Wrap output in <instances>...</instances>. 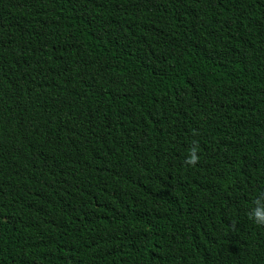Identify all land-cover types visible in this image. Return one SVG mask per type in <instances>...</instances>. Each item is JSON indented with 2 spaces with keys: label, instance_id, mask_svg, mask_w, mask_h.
<instances>
[{
  "label": "trees",
  "instance_id": "16d2710c",
  "mask_svg": "<svg viewBox=\"0 0 264 264\" xmlns=\"http://www.w3.org/2000/svg\"><path fill=\"white\" fill-rule=\"evenodd\" d=\"M261 193L264 0H0V264H264Z\"/></svg>",
  "mask_w": 264,
  "mask_h": 264
},
{
  "label": "clouds",
  "instance_id": "9594fccd",
  "mask_svg": "<svg viewBox=\"0 0 264 264\" xmlns=\"http://www.w3.org/2000/svg\"><path fill=\"white\" fill-rule=\"evenodd\" d=\"M198 161L197 146L193 144L187 151L185 163L189 166ZM249 218L257 225H264V193L252 200V206L248 212Z\"/></svg>",
  "mask_w": 264,
  "mask_h": 264
}]
</instances>
